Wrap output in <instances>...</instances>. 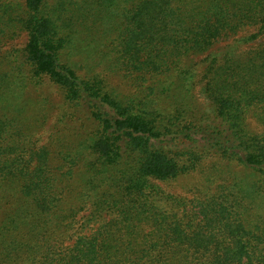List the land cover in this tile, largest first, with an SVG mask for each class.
I'll list each match as a JSON object with an SVG mask.
<instances>
[{
    "label": "trees",
    "instance_id": "trees-1",
    "mask_svg": "<svg viewBox=\"0 0 264 264\" xmlns=\"http://www.w3.org/2000/svg\"><path fill=\"white\" fill-rule=\"evenodd\" d=\"M19 29L28 83L90 129L37 145L41 101L0 58V264H264V0H0V44ZM81 32L131 94L76 73ZM240 33L259 45L191 60ZM195 172L190 198L160 184Z\"/></svg>",
    "mask_w": 264,
    "mask_h": 264
},
{
    "label": "rangeland",
    "instance_id": "rangeland-1",
    "mask_svg": "<svg viewBox=\"0 0 264 264\" xmlns=\"http://www.w3.org/2000/svg\"><path fill=\"white\" fill-rule=\"evenodd\" d=\"M12 1L14 3H19L21 7L24 5V0ZM110 9H112L111 6ZM103 22L104 21H102V23ZM102 26L103 28L107 27L106 25ZM84 35V32L79 33V38L75 43L79 51L76 53L72 51L69 54L70 63H75L72 66L76 73L81 75L85 70L88 72L91 71L98 74L104 79L105 83L109 87L114 88L121 94H131V81L128 80L127 77L124 78L119 73L109 72L106 67L103 66L104 64L96 65L99 62L97 58L99 55H97L98 51L95 50V48L99 47L101 50L100 55H102V51H105V48L100 45L102 42H98L97 38H86ZM241 36L242 33L238 34L229 43H217L213 45V47H211L207 52L201 55L197 54L190 58L193 62L195 61V63H201V60L204 59L208 53L215 52L217 50H223V47L226 45L230 47H237L239 50L245 51L253 49L259 45V40L252 42L240 41L241 43H235L242 38ZM26 43L27 33L26 31L19 29L14 36L4 40L0 44V58H3L2 61L4 60L3 62L8 65L5 68L12 70L14 73H16L20 67L21 71L26 77L25 81H27V87L25 89L26 97H33L41 101V108H39V105H36L28 109V112L25 114L26 117H39L36 126L37 129H35V139L37 140V145H47L49 142L54 144L57 140H63L64 143H71L76 135L83 134L90 129V122H85V119L88 118V114L82 109L74 108L66 104L62 99V93L58 87L47 76H42L39 80H37V83H28L27 77L30 75L29 70L25 65H22V53ZM194 96L195 99H197V102L200 104V108L202 107L203 110L206 109V103L203 101L198 89L194 91ZM42 101H45L46 103L42 104ZM44 105L45 107L43 109ZM204 165L207 167L216 165L217 167L224 169V165L227 164L217 158H212L205 161ZM230 170L231 173L238 176L242 174L241 167L237 166L236 164L231 165ZM224 177L227 176L225 175ZM217 183H220V181H217L216 184ZM160 184L163 189L173 195H181L190 198L196 193L198 189H200V187H202L204 184V178L203 173L195 172L189 175H182L174 181ZM216 184H214V186Z\"/></svg>",
    "mask_w": 264,
    "mask_h": 264
}]
</instances>
